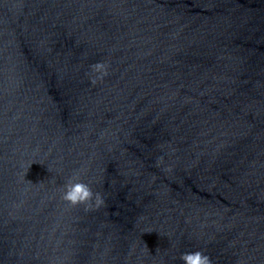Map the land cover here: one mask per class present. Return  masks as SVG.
I'll return each mask as SVG.
<instances>
[{
	"label": "water",
	"instance_id": "obj_1",
	"mask_svg": "<svg viewBox=\"0 0 264 264\" xmlns=\"http://www.w3.org/2000/svg\"><path fill=\"white\" fill-rule=\"evenodd\" d=\"M197 249L264 264V0H0V264Z\"/></svg>",
	"mask_w": 264,
	"mask_h": 264
},
{
	"label": "clouds",
	"instance_id": "obj_2",
	"mask_svg": "<svg viewBox=\"0 0 264 264\" xmlns=\"http://www.w3.org/2000/svg\"><path fill=\"white\" fill-rule=\"evenodd\" d=\"M92 71L96 73L93 83L96 79H102L107 75V65L98 62L92 65ZM81 170H74L65 180L61 190V199L70 206L83 205L85 211L98 208L103 204V197L100 193H93L90 182L80 179ZM180 259L184 264H212L210 257L202 250H194L181 253Z\"/></svg>",
	"mask_w": 264,
	"mask_h": 264
}]
</instances>
